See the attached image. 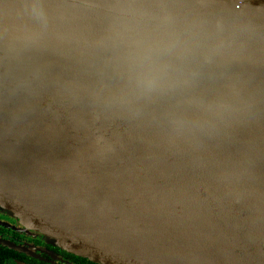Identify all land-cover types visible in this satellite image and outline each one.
<instances>
[{
  "label": "water",
  "instance_id": "obj_1",
  "mask_svg": "<svg viewBox=\"0 0 264 264\" xmlns=\"http://www.w3.org/2000/svg\"><path fill=\"white\" fill-rule=\"evenodd\" d=\"M0 207L99 264H264V0H0Z\"/></svg>",
  "mask_w": 264,
  "mask_h": 264
},
{
  "label": "flooded vegetation",
  "instance_id": "obj_2",
  "mask_svg": "<svg viewBox=\"0 0 264 264\" xmlns=\"http://www.w3.org/2000/svg\"><path fill=\"white\" fill-rule=\"evenodd\" d=\"M0 264H99L69 253L45 235L28 231L0 207Z\"/></svg>",
  "mask_w": 264,
  "mask_h": 264
}]
</instances>
